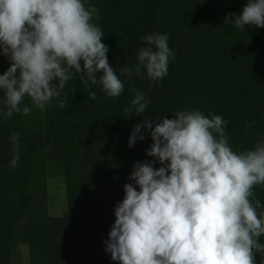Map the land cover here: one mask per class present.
<instances>
[{"label":"trees","instance_id":"16d2710c","mask_svg":"<svg viewBox=\"0 0 264 264\" xmlns=\"http://www.w3.org/2000/svg\"><path fill=\"white\" fill-rule=\"evenodd\" d=\"M87 3L98 11L100 19L93 21L104 32L108 62L124 91L109 97L99 84L86 86L76 74L59 98L65 108L54 98L43 111L33 108L28 115L13 113L0 121V264H15L20 241L29 244L30 264H119L103 242L134 162L152 159L144 151L152 143L149 134L134 147L127 144L133 126L146 117L171 119L184 108L221 115L228 121L225 131L233 150L252 148L255 133L264 134V28L239 29L225 22L242 11L246 0ZM148 33H167L175 52L168 75L158 83L121 74L137 62ZM9 65L0 55V74ZM133 88L150 103L147 112L129 116ZM25 103L31 107L27 98ZM246 121L255 123L245 128ZM11 133L19 134L16 151ZM50 162L61 164L65 178L62 216L49 213L45 180ZM252 191L264 202V185ZM259 242L264 245V237ZM262 255L264 249L255 253L256 264Z\"/></svg>","mask_w":264,"mask_h":264},{"label":"clouds","instance_id":"9594fccd","mask_svg":"<svg viewBox=\"0 0 264 264\" xmlns=\"http://www.w3.org/2000/svg\"><path fill=\"white\" fill-rule=\"evenodd\" d=\"M87 4V7H86ZM95 5L87 0H0V55L10 61L0 74V121L13 113L41 111L66 83L80 74L84 85L99 84L109 97L124 83L108 62L104 32ZM227 24L264 28V0H246ZM137 62L121 74L158 83L175 58L167 33H148ZM99 74V75H98ZM132 114L147 112L150 100L133 88ZM95 99V93H90ZM31 103H25V99ZM255 121H246L245 128ZM221 115L184 108L174 118L159 115L136 123L127 140L151 137L144 150L152 159L136 161L114 206V223L103 242L119 264H256L264 237V202L253 187L264 185V134L252 148L233 150ZM13 151L19 134L11 133ZM18 159V157H17ZM15 163V161H13ZM158 164L159 167L154 165ZM260 264H264V255Z\"/></svg>","mask_w":264,"mask_h":264},{"label":"rangeland","instance_id":"374dc122","mask_svg":"<svg viewBox=\"0 0 264 264\" xmlns=\"http://www.w3.org/2000/svg\"><path fill=\"white\" fill-rule=\"evenodd\" d=\"M45 184L49 213L53 216H62L67 210V189L61 164L48 163ZM15 264H30L28 243L20 241L18 244L15 252Z\"/></svg>","mask_w":264,"mask_h":264}]
</instances>
